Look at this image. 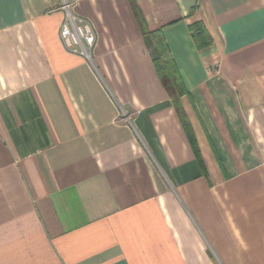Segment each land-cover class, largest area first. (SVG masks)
<instances>
[{"label": "crops", "instance_id": "obj_1", "mask_svg": "<svg viewBox=\"0 0 264 264\" xmlns=\"http://www.w3.org/2000/svg\"><path fill=\"white\" fill-rule=\"evenodd\" d=\"M0 264H264V0H0Z\"/></svg>", "mask_w": 264, "mask_h": 264}, {"label": "trees", "instance_id": "obj_2", "mask_svg": "<svg viewBox=\"0 0 264 264\" xmlns=\"http://www.w3.org/2000/svg\"><path fill=\"white\" fill-rule=\"evenodd\" d=\"M134 17L141 36L147 41L158 79L176 110L180 112L179 99L185 93V90L174 64L168 55L166 45L161 38L160 32L159 30L152 32L148 31L144 20L135 8ZM189 31L198 50L207 49L211 46V39L202 24L195 23L189 26Z\"/></svg>", "mask_w": 264, "mask_h": 264}, {"label": "built area", "instance_id": "obj_3", "mask_svg": "<svg viewBox=\"0 0 264 264\" xmlns=\"http://www.w3.org/2000/svg\"><path fill=\"white\" fill-rule=\"evenodd\" d=\"M63 10V19L58 28V39L63 50L86 63H91L96 42L93 26L87 19L73 15L68 6H64Z\"/></svg>", "mask_w": 264, "mask_h": 264}]
</instances>
